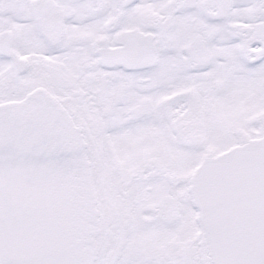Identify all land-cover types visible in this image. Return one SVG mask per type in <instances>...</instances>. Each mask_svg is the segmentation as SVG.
Instances as JSON below:
<instances>
[{"label":"snow or ice","instance_id":"6c2138e0","mask_svg":"<svg viewBox=\"0 0 264 264\" xmlns=\"http://www.w3.org/2000/svg\"><path fill=\"white\" fill-rule=\"evenodd\" d=\"M0 264H264V0H0Z\"/></svg>","mask_w":264,"mask_h":264}]
</instances>
